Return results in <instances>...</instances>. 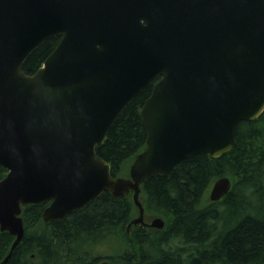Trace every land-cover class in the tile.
Listing matches in <instances>:
<instances>
[{
    "label": "water",
    "instance_id": "95a60500",
    "mask_svg": "<svg viewBox=\"0 0 264 264\" xmlns=\"http://www.w3.org/2000/svg\"><path fill=\"white\" fill-rule=\"evenodd\" d=\"M157 78L139 113L145 149L128 178H113L95 149ZM263 112L264 0H0V232L14 238L0 264L24 239L29 205L50 202L43 222H63L103 193L131 195L127 230H163V219L145 218L141 186L189 158L228 154L237 125ZM230 190L216 180L209 201Z\"/></svg>",
    "mask_w": 264,
    "mask_h": 264
},
{
    "label": "trees",
    "instance_id": "16d2710c",
    "mask_svg": "<svg viewBox=\"0 0 264 264\" xmlns=\"http://www.w3.org/2000/svg\"><path fill=\"white\" fill-rule=\"evenodd\" d=\"M59 41L44 42L22 72L34 74ZM158 80L124 108L95 149L113 178H128L131 163L145 149L139 113ZM235 141L219 159L206 154L189 158L141 186L145 214L163 219V230L132 226L128 232L137 217L130 195L116 200L103 193L63 222H43L47 204L29 205L20 215L24 239L7 264H264V112L254 122L238 124ZM6 173L0 168V181ZM223 177L231 182L228 195L217 203L206 201L212 184ZM13 241L0 232V263ZM104 246L113 248L110 256L94 254Z\"/></svg>",
    "mask_w": 264,
    "mask_h": 264
},
{
    "label": "rangeland",
    "instance_id": "374dc122",
    "mask_svg": "<svg viewBox=\"0 0 264 264\" xmlns=\"http://www.w3.org/2000/svg\"><path fill=\"white\" fill-rule=\"evenodd\" d=\"M211 188H212V186L210 187V189L208 190V194H207V199H206V201H209L208 200V196H209V193H210V190H211ZM147 217V215H145V218ZM108 241H112V240H108ZM96 248V247H95ZM104 248L105 249H107L106 248V246H104ZM104 248H96L97 250H96V252H94V254L95 255H99V256H102V257H106V256H110L111 255V253L113 252V248H111L110 250L109 249H107L108 251H105L104 250ZM104 263H106V264H111L112 262H108V261H104Z\"/></svg>",
    "mask_w": 264,
    "mask_h": 264
},
{
    "label": "flooded vegetation",
    "instance_id": "af4514ba",
    "mask_svg": "<svg viewBox=\"0 0 264 264\" xmlns=\"http://www.w3.org/2000/svg\"><path fill=\"white\" fill-rule=\"evenodd\" d=\"M95 201V200H94ZM94 201H92V202H94ZM91 202V203H92ZM44 204H47L46 205V207L45 208H47L48 206H49V204H50V202H46V203H44ZM85 209V208H84ZM83 210V209H82ZM79 211H81V210H79ZM77 212V211H76ZM43 213V212H42ZM73 214V213H72ZM52 222H55V221H52ZM101 264H105L104 262H102ZM113 264H115V263H113Z\"/></svg>",
    "mask_w": 264,
    "mask_h": 264
}]
</instances>
